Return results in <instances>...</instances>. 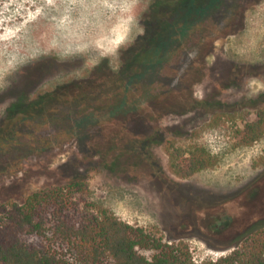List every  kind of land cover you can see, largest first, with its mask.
<instances>
[{
	"label": "rangeland",
	"instance_id": "374dc122",
	"mask_svg": "<svg viewBox=\"0 0 264 264\" xmlns=\"http://www.w3.org/2000/svg\"><path fill=\"white\" fill-rule=\"evenodd\" d=\"M149 2L0 0V129L18 88L35 98L103 59L114 65L141 33ZM239 3L234 32L221 13L209 54L192 51L151 72L126 106L66 109L72 133L58 114L48 122L54 129L38 131L29 121L32 137L22 122L11 145L26 143L25 151L0 153V202L21 204L35 191L82 179L94 202L166 243L185 242L196 264L227 255L264 226V136L248 147L235 138L264 109V0ZM50 61L55 66L43 73L41 63ZM166 142L202 146L219 164L178 178Z\"/></svg>",
	"mask_w": 264,
	"mask_h": 264
},
{
	"label": "trees",
	"instance_id": "16d2710c",
	"mask_svg": "<svg viewBox=\"0 0 264 264\" xmlns=\"http://www.w3.org/2000/svg\"><path fill=\"white\" fill-rule=\"evenodd\" d=\"M243 8L239 0H150L140 17L141 33L118 50L114 65L103 59L35 98L23 93V88L17 89L18 97L8 103L6 125L0 129V153L25 151L26 143L11 145L22 122L32 137L37 131L32 123H37L38 131L53 128L49 120L55 114L71 125L66 109L126 106L133 98L132 91L151 72L161 73L192 51L209 54L219 36L215 29L218 16L224 13L227 28L234 32L238 19L242 21ZM41 64L43 73L55 66L52 61ZM65 68L73 71L71 66ZM111 93L118 97L109 98ZM72 129L71 125L70 133ZM263 136L264 109H260L253 120L236 130V146H251ZM164 149L169 171L181 179L219 164L215 155L199 145L183 150L166 142ZM0 264L196 263L185 242L166 243L157 234L121 220L94 202L87 183L79 179L35 191L21 204L0 202ZM199 264H264V226L248 233L227 255Z\"/></svg>",
	"mask_w": 264,
	"mask_h": 264
},
{
	"label": "bare ground",
	"instance_id": "6f19581e",
	"mask_svg": "<svg viewBox=\"0 0 264 264\" xmlns=\"http://www.w3.org/2000/svg\"><path fill=\"white\" fill-rule=\"evenodd\" d=\"M9 33V32H8ZM22 38V37H21ZM6 43V42H5ZM6 46V45H5ZM21 53V52H20ZM19 54V53H18Z\"/></svg>",
	"mask_w": 264,
	"mask_h": 264
},
{
	"label": "flooded vegetation",
	"instance_id": "af4514ba",
	"mask_svg": "<svg viewBox=\"0 0 264 264\" xmlns=\"http://www.w3.org/2000/svg\"><path fill=\"white\" fill-rule=\"evenodd\" d=\"M172 63H174V62H172Z\"/></svg>",
	"mask_w": 264,
	"mask_h": 264
}]
</instances>
